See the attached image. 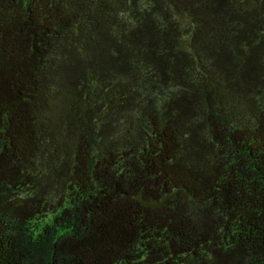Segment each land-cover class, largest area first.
I'll return each mask as SVG.
<instances>
[{"label":"trees","instance_id":"1","mask_svg":"<svg viewBox=\"0 0 264 264\" xmlns=\"http://www.w3.org/2000/svg\"><path fill=\"white\" fill-rule=\"evenodd\" d=\"M0 264H264V0H0Z\"/></svg>","mask_w":264,"mask_h":264}]
</instances>
